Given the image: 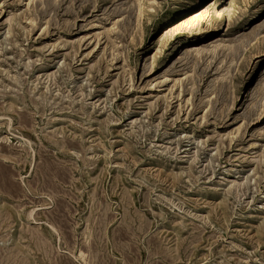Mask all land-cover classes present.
<instances>
[{
	"label": "rangeland",
	"instance_id": "374dc122",
	"mask_svg": "<svg viewBox=\"0 0 264 264\" xmlns=\"http://www.w3.org/2000/svg\"><path fill=\"white\" fill-rule=\"evenodd\" d=\"M26 1L0 0V264H264V0Z\"/></svg>",
	"mask_w": 264,
	"mask_h": 264
},
{
	"label": "bare ground",
	"instance_id": "6f19581e",
	"mask_svg": "<svg viewBox=\"0 0 264 264\" xmlns=\"http://www.w3.org/2000/svg\"><path fill=\"white\" fill-rule=\"evenodd\" d=\"M28 1V0H27ZM26 1V2H27ZM31 1V0H30ZM47 1V0H45ZM139 1V10L137 11L138 12V17L139 19L141 17H143V13H144V3H143V0H138ZM180 1V0H179ZM200 0H182L180 3H176L175 5H173V7L165 14L163 15V21H166L168 20L169 18L173 17V16H177V17H181V16H184L186 14V11L187 9L195 4L196 2H198ZM48 2V1H47ZM119 9V8H118ZM136 9V8H135ZM224 8L222 10L219 11L218 15H222L221 13L223 12ZM184 11V12H183ZM133 15V14H132ZM136 15V14H135ZM221 17V16H220ZM127 18V17H126ZM124 19V18H123ZM128 20V18L126 19ZM132 21V20H131ZM130 21V22H131ZM126 22V21H125ZM129 22V21H128ZM129 22V23H130ZM115 24V23H114ZM122 25V24H121ZM128 30V29H127ZM132 30V29H131ZM125 34V33H124ZM131 35V34H130ZM126 36V35H125ZM253 36V35H252ZM240 37V36H239ZM243 37V36H242ZM240 37L239 40H238V43L236 45H233V46H228V49H226V47H223L225 48L227 51H229L228 53H226V51L223 49L222 51H217L218 53L216 55H219L218 57L220 59H225L226 60V64H224V68L222 66V69L220 67H216V71L218 70L219 71H222L224 69L227 70V73H229L231 71V66L234 65L232 63H234L233 61L236 60L239 56H240V53L242 51V48L245 46V44H247L245 41H243V38ZM236 39V38H235ZM238 39V38H237ZM254 40V39H253ZM222 43V41H218V39L212 41L211 43V49L209 51L211 52H215V50H218L219 49V45ZM226 43V42H225ZM252 43V42H251ZM222 45V44H221ZM230 45V44H229ZM206 47V46H205ZM208 47V46H207ZM218 47V49H217ZM221 47V46H220ZM222 48V47H221ZM197 54H201L202 50H205L203 48H199V46H197L196 48L193 49ZM220 50V49H219ZM185 52H186V55L190 53V50L188 49H185ZM194 52V53H195ZM192 53V52H191ZM212 54V53H211ZM191 57V56H189ZM188 59V58H187ZM237 61V60H236ZM215 62V61H214ZM237 65V64H236ZM236 68V67H234ZM233 69V67H232ZM234 70V69H233ZM225 72V71H224ZM221 73V72H219ZM217 73V75L219 74ZM223 74V73H222ZM230 74V73H229ZM228 75V74H227ZM232 76V75H231ZM227 77V76H226ZM225 78V75H222V79ZM228 78V77H227ZM221 79V78H220ZM221 79V80H222ZM218 80V79H216ZM215 80V81H216ZM225 80V79H224ZM223 80V81H224ZM227 80V79H226ZM225 80V81H226ZM228 82V80H227ZM211 84V83H210ZM229 85V84H228ZM227 85V86H228ZM223 87V85H222ZM229 87V86H228ZM227 87V88H228ZM222 90V89H221ZM262 90L264 91V65L258 70V72L256 73L255 77L253 78L250 86H249V89H248V93H247V98L249 100H251V105L250 108L253 109V110H256L259 108L260 104L258 103L259 101V96H262L263 92ZM221 97V96H220ZM231 105V104H230ZM248 105V104H247ZM249 107V106H248ZM262 107V106H261ZM217 109V108H216ZM258 111V110H257ZM252 112V110H251ZM252 115V114H251ZM82 253V252H81ZM80 253V255H81ZM83 255V253H82ZM83 258V257H82Z\"/></svg>",
	"mask_w": 264,
	"mask_h": 264
}]
</instances>
